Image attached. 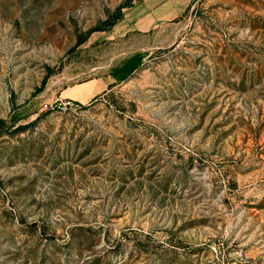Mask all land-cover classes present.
Listing matches in <instances>:
<instances>
[{"label":"rangeland","instance_id":"rangeland-1","mask_svg":"<svg viewBox=\"0 0 264 264\" xmlns=\"http://www.w3.org/2000/svg\"><path fill=\"white\" fill-rule=\"evenodd\" d=\"M137 1L0 0V264H264V0Z\"/></svg>","mask_w":264,"mask_h":264},{"label":"crops","instance_id":"crops-1","mask_svg":"<svg viewBox=\"0 0 264 264\" xmlns=\"http://www.w3.org/2000/svg\"><path fill=\"white\" fill-rule=\"evenodd\" d=\"M192 0H138L124 15L130 29L160 33L170 26Z\"/></svg>","mask_w":264,"mask_h":264},{"label":"trees","instance_id":"trees-1","mask_svg":"<svg viewBox=\"0 0 264 264\" xmlns=\"http://www.w3.org/2000/svg\"><path fill=\"white\" fill-rule=\"evenodd\" d=\"M119 9V8H118ZM0 122H2V120H0Z\"/></svg>","mask_w":264,"mask_h":264}]
</instances>
